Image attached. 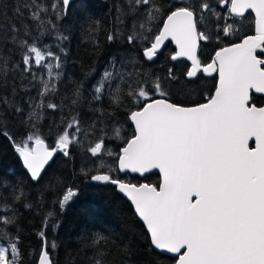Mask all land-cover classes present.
Masks as SVG:
<instances>
[{"label": "snow or ice", "instance_id": "1", "mask_svg": "<svg viewBox=\"0 0 264 264\" xmlns=\"http://www.w3.org/2000/svg\"><path fill=\"white\" fill-rule=\"evenodd\" d=\"M59 2L62 5L59 11L66 14L70 0ZM217 3L228 5L227 11L234 18H243L251 10L255 34L241 37L239 43L219 47L207 63L201 61L198 50L202 41L213 37L198 25L206 19L205 12L216 15L209 0L185 2L182 6L169 4L166 12L157 0H125L126 8L117 10L121 25L127 17H134L126 40L129 44L147 42L144 58L152 61L165 42L171 40L177 50L170 59L185 58L190 65L184 73L186 83L172 92L160 77L142 74L139 79L129 81L126 77L133 74L116 71L117 60L113 57V70H105L97 81L93 99L100 100L107 89L113 104L122 106L128 100L134 106L127 110L126 117L133 126V134L115 153L106 147L104 138L98 139L87 151L93 157L102 153L115 156L116 167L108 166L106 171L96 170L94 174L81 169V174L115 186L143 222L150 245L160 253L173 254L175 264H264V0H217ZM23 7L30 10V18L39 22L38 26H44L41 13H46L48 7L39 0H29ZM51 8L56 11L57 5L52 4ZM15 11L22 14L20 6ZM161 15L165 17L162 27L152 33L151 25ZM10 31L13 45L23 52V71L31 73L33 66L48 70V80L41 77V97L55 93L54 81L59 80L61 73H54L53 69L62 67L60 56L38 47L36 41L29 43L20 38L15 25ZM219 31L224 36L237 33L233 24H225ZM24 32L30 35L27 26ZM115 39L113 34L107 36L109 42ZM48 58L54 63H45ZM9 67L7 60L0 62V73L6 77ZM12 67L15 70L20 65ZM205 76L213 77L215 84L211 95L202 93L204 102L173 99L183 92L191 100L195 86ZM117 77L119 82L113 86ZM36 78L33 74V79ZM167 79L178 80L171 68ZM82 87L75 89L73 104L79 101ZM0 102L10 103L7 96L0 97ZM13 106L16 112L23 111ZM44 106L41 99L36 107ZM46 107L57 109L59 105L48 103ZM40 118L37 111L30 112L28 117L29 121ZM81 132L80 121L73 116L64 122L52 147L35 132L18 142L7 131L0 135L11 143L30 179L40 182L57 153L70 158V148L79 143ZM113 138L123 139L119 128L113 129ZM253 140L254 146L250 147ZM153 170L160 176L158 184H135L113 175L131 172L144 176ZM9 187L11 202L0 196V212L4 213L0 215V264H22L15 206L22 203L30 209L32 205L24 203L26 193L19 184L9 185L0 179V188L7 191ZM78 195L79 189L66 188L58 200L60 209L64 210ZM47 226L45 220L44 227ZM37 235L42 241L37 264H55L50 250L56 249L57 243L49 241L44 231ZM106 239L98 235L92 245H101ZM125 251L130 253L129 249ZM106 257V251L96 248L91 264H108Z\"/></svg>", "mask_w": 264, "mask_h": 264}, {"label": "trees", "instance_id": "2", "mask_svg": "<svg viewBox=\"0 0 264 264\" xmlns=\"http://www.w3.org/2000/svg\"><path fill=\"white\" fill-rule=\"evenodd\" d=\"M27 2L29 0H0V62L7 60L10 66L6 77L0 73V97L7 96L10 101L8 105L0 102V133L7 131L18 142L35 132L52 147L64 122L73 116L79 119L82 132L79 143L70 148V158L57 153L49 166H46L40 182L30 179L11 143L0 135V179L6 180L9 185L19 184L26 193L24 203L32 205L30 209L23 207L22 203L15 206L18 209L22 264H37L36 255L42 246L41 238L37 235L40 231H44L47 239L58 245L56 249L50 250L55 264H91L96 248L107 252L108 264H174L172 257L160 253L150 245L144 226L115 188L92 183L89 176L81 174V169L94 174L96 170L106 171L108 166L115 168V156L102 153L93 157L87 149L98 139L104 138L106 147L115 153L123 146L124 140L133 134L126 117L127 110L134 106L128 100H124L122 106L113 104L107 89L100 100L93 99L97 81L105 70H113L112 58L117 60L116 71L133 74L126 77L129 81L139 79L142 74L160 77L172 92L186 83L184 73L188 68L187 62L170 59L174 54L170 43L164 46L153 61L146 60L142 54L147 42L142 44L134 41L129 44L126 36L132 30L134 17H127L123 25L117 20V10L126 8L125 0H75L70 3L66 14L59 11L62 7L59 0H39L49 9L46 13H41L44 26H38L39 22L30 18V10L23 7ZM185 2L194 3L195 0H157L165 12L169 4L182 6ZM209 2L214 7L213 12L221 8L217 0ZM52 4L57 5L56 11L52 10ZM17 6H20L22 14L15 11ZM218 13L222 15L221 10ZM58 15L63 18L58 19ZM164 18V15L158 16L152 23V33L160 29ZM233 19L240 20L239 26L246 29V32L241 36L237 34L234 39L219 31L230 22L226 19L218 20L209 13L205 28L200 24L198 28L213 39L201 42L199 51H215L252 32L253 17L250 13L243 18ZM245 21L251 23L247 25ZM12 25L20 30V38L27 39L29 43L36 41L38 47L60 56L62 67L53 69L54 73H61L59 80L54 81L57 87L55 93L44 97L40 95L43 91L41 77L44 81L48 80L47 68L33 66L31 73L23 71V52L11 41ZM25 26L30 35H25ZM109 34L115 35L116 39L109 42ZM60 36L67 39L58 38ZM217 36L218 40L215 38ZM129 60L131 63L127 62ZM45 63L54 61L48 58ZM16 64L20 68L13 70L12 66ZM170 68L178 80L167 79ZM33 74L36 79H33ZM118 82L119 77L112 81L113 86ZM209 84L212 82L207 81L203 86L208 87ZM79 85H83L81 97L73 104V93ZM197 86L199 85L195 87ZM256 98L259 99V96ZM41 99L45 106L37 108ZM173 99L190 103L194 98L189 100L186 94L180 92ZM48 103H55L59 107L47 108ZM13 105L23 111L16 112ZM32 111L39 112L41 118L29 121ZM114 128L120 129L123 139H116L114 142ZM110 142L113 144L110 145ZM102 158L109 161H102ZM113 175L135 184L159 183L156 174L142 178L127 173L114 172ZM68 187L79 189V195L61 210L58 200ZM0 196L7 197L11 202V187L7 191L0 188ZM49 213L52 215L49 216ZM2 214L4 213L0 212ZM45 220L47 227H44ZM98 235L107 239L101 245L93 246L92 241ZM125 249H129L130 253L126 254Z\"/></svg>", "mask_w": 264, "mask_h": 264}, {"label": "flooded vegetation", "instance_id": "3", "mask_svg": "<svg viewBox=\"0 0 264 264\" xmlns=\"http://www.w3.org/2000/svg\"><path fill=\"white\" fill-rule=\"evenodd\" d=\"M225 8H228V6H226ZM225 8H223V9H225ZM251 30L253 31V20H252V24H251ZM238 40H240V38ZM215 51L213 50L212 52L211 51H208V52L207 51H205V52L202 51V52H200L198 50V55H199V57H200V59H201V61L203 63H207V62H210V60L213 57ZM178 61H180V60H178ZM187 65L189 66L188 63H187ZM200 80H202L204 83L207 82V81H208V83L209 82H212V84L211 85L209 84L208 87H204V86H201L202 88L200 86L195 87L196 88V91H195V96L193 97L194 98L193 101L198 100L200 102H204L203 101L202 93H206L208 95H211L212 94L213 86L215 84V79L213 77H207V76H205V77H203ZM257 96H259V95H257ZM252 146H253V142L250 143V147H252Z\"/></svg>", "mask_w": 264, "mask_h": 264}, {"label": "water", "instance_id": "4", "mask_svg": "<svg viewBox=\"0 0 264 264\" xmlns=\"http://www.w3.org/2000/svg\"><path fill=\"white\" fill-rule=\"evenodd\" d=\"M73 1H75V0H70V3H72ZM70 5V4H69ZM226 6H228V5H224V4H220V7L221 8H225ZM229 7V6H228ZM249 13L252 15V17H253V31H252V33L251 34H248V35H254L255 34V21H254V13H251V10H249ZM246 14H248V13H245V15ZM163 24V23H162ZM161 27H162V25H161ZM160 27V28H161ZM246 36V35H245ZM203 42V41H202ZM240 42V40H238V41H236V42H233V43H239ZM167 43H170L171 44V46L173 47V49H174V52L177 50V46H176V44H175V42L174 41H171V40H169V41H166L165 42V45L167 44ZM231 44V43H230ZM230 44H227V45H230ZM164 45V46H165ZM226 46V45H225ZM164 48V47H163ZM162 48V49H163ZM162 49L160 50V52L162 51ZM159 53V52H158ZM214 56V55H213ZM146 59V58H145ZM155 59V58H154ZM153 59V60H154ZM147 60V59H146ZM152 60V61H153ZM179 60H184V61H186L189 65H190V61H187L185 58H181V59H179ZM173 61V60H172ZM176 61H178V60H176ZM257 95H259V94H257ZM130 122V121H129ZM130 124H131V122H130ZM132 125V124H131ZM132 128H133V126H132ZM134 130V129H133ZM253 142V146H254V140L252 141ZM251 143V142H250ZM20 163L22 164V162L20 161ZM51 163V162H50ZM23 166V165H22ZM25 169V168H24ZM26 170V169H25ZM27 171V170H26ZM28 173V172H27ZM121 174H125V173H121ZM127 174H129V175H135V176H137V177H139V178H142V177H145V176H147V175H150V174H156V175H158V177H159V181H160V176H159V174H158V171L157 170H153L151 173H146V174H144V176H141L140 174H138V173H131V172H128ZM91 180V179H90ZM91 182L92 183H94V184H103V183H100V182H96V181H92L91 180ZM141 183H145V182H141ZM140 184V183H139ZM105 185H109V184H105ZM112 186V185H111ZM112 187H114L115 188V186H112ZM115 191H116V189H115ZM117 192V194H119L123 199H125L128 203H129V205L131 206V208H132V210H133V207H132V205H131V203H130V201L123 195V194H121V193H119L118 191H116ZM133 212H134V210H133ZM137 219H138V217H137ZM139 220V219H138ZM140 221V220H139ZM141 222V224L143 225V222L142 221H140ZM145 228V227H144ZM145 230H146V228H145ZM146 232H147V230H146ZM158 251V250H157ZM163 254H166V255H168V256H170V257H172L173 256V254H170V253H163ZM175 264V263H174Z\"/></svg>", "mask_w": 264, "mask_h": 264}, {"label": "rangeland", "instance_id": "5", "mask_svg": "<svg viewBox=\"0 0 264 264\" xmlns=\"http://www.w3.org/2000/svg\"><path fill=\"white\" fill-rule=\"evenodd\" d=\"M212 9H213V11H214V7H212ZM221 11H222V17H223V19H222V21L223 20H227L228 22H230L229 24H233V26H234V28H236L237 29V33H236V35L238 34V36H241L244 32H246V29H245V27H243V26H239V24H240V20H234L233 19V17H231L230 15H229V13H228V11H227V8H225V9H222V8H219ZM219 9H217L214 13L216 14V15H214L215 17H217V16H220L219 15V13H218V11H220ZM205 15V17H206V19L208 18V16H209V13L208 14H204ZM205 19V20H206ZM205 20L203 21V23L202 24H200L201 25V27H203V28H205ZM250 24L251 22H248V21H245V24ZM247 24V25H248ZM236 35H233V36H231V37H233V39L236 37ZM229 37V36H228ZM198 85L201 87V86H203L204 85V82L202 81V80H200L199 81V83H198ZM202 88V87H201ZM195 95H193L192 97H194ZM131 125V124H130ZM131 127H132V125H131ZM133 129V128H132ZM114 142H116V139H115V141ZM110 145L111 144H113V142H110L109 143ZM102 161H106V159H103L102 158ZM107 161H109V160H107ZM106 161V162H107Z\"/></svg>", "mask_w": 264, "mask_h": 264}]
</instances>
